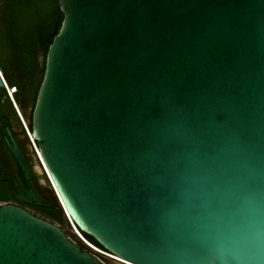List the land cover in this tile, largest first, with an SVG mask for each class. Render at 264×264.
Returning a JSON list of instances; mask_svg holds the SVG:
<instances>
[{
    "label": "water",
    "instance_id": "1",
    "mask_svg": "<svg viewBox=\"0 0 264 264\" xmlns=\"http://www.w3.org/2000/svg\"><path fill=\"white\" fill-rule=\"evenodd\" d=\"M58 1L31 135L64 211L122 264H264V0ZM0 264L105 263L5 203Z\"/></svg>",
    "mask_w": 264,
    "mask_h": 264
},
{
    "label": "trees",
    "instance_id": "2",
    "mask_svg": "<svg viewBox=\"0 0 264 264\" xmlns=\"http://www.w3.org/2000/svg\"><path fill=\"white\" fill-rule=\"evenodd\" d=\"M62 17L63 13L58 0H0V68L3 70L7 86L14 88L11 94L5 86V89L0 88V114L6 117L2 116V120L6 121L11 131V123L15 121L18 124L28 145L30 142L21 125L19 112L26 118L27 126L31 131V111L43 76L46 51L52 40L50 36H47L48 26L60 19L57 23L58 29ZM2 120L0 119V177H5L10 184L8 175L10 174L15 185L20 187L22 185L16 165L2 135L6 132ZM31 155L35 162L38 161L32 147ZM3 171L8 174L4 175ZM42 178L45 180V184L40 185L38 183L36 186L38 191L32 184L33 189L44 204L52 205V207L34 204L19 205L61 228L60 223H62L66 227L67 232L62 228L66 235L75 241L80 248L96 254L72 231L64 209L45 172H42ZM6 181L0 179V202L12 198L7 189ZM82 233L100 245L94 237L85 232Z\"/></svg>",
    "mask_w": 264,
    "mask_h": 264
},
{
    "label": "flooded vegetation",
    "instance_id": "3",
    "mask_svg": "<svg viewBox=\"0 0 264 264\" xmlns=\"http://www.w3.org/2000/svg\"><path fill=\"white\" fill-rule=\"evenodd\" d=\"M11 126H12V135L14 136L18 146L20 147V150L28 164V167L30 169V172H31V177H32V180L35 184V186H37V184L39 183L40 185H43L45 184V181L43 182L42 181V172H40L35 166H36V162L34 160V158L32 157L31 155V150L28 146V143L26 142L22 132L20 131V127L18 126V124L13 121L11 123ZM1 136V135H0ZM15 163V162H14ZM29 182L32 186V181L31 179L29 178ZM22 185V183H21ZM20 188H23V186H20ZM33 188V186H32ZM34 190V189H33ZM1 204H5V203H13V204H28V205H33L31 203H26V202H19L17 199H15L14 197L8 199V200H5V201H1L0 202ZM35 205V204H34ZM36 206H41V205H36ZM60 225L62 226V228L66 231V227L60 223ZM67 232V231H66ZM101 259L104 261L105 264H122L121 262H117V261H113L112 259L110 258H106V257H101Z\"/></svg>",
    "mask_w": 264,
    "mask_h": 264
},
{
    "label": "built area",
    "instance_id": "4",
    "mask_svg": "<svg viewBox=\"0 0 264 264\" xmlns=\"http://www.w3.org/2000/svg\"><path fill=\"white\" fill-rule=\"evenodd\" d=\"M7 84H5L6 86ZM11 94V90L8 91ZM20 115V119H21V123L22 126L24 127V130L30 140L31 143V147H33L32 149H34L36 155H38L39 151H38V146L37 143L35 141V139L32 137L31 135V131L27 126V122L24 120L22 114L19 112ZM66 216L68 218V222L71 226L72 231L81 239V241L83 243H85L90 249H92L93 252H95L98 255H102L104 257H114L116 259H119V257H117L115 254L111 253L110 251H108L107 249H105L103 246H100L98 244H96L95 242H93L92 240H90L89 238H87L82 231L75 225V223L73 222V220L71 219V217L66 213Z\"/></svg>",
    "mask_w": 264,
    "mask_h": 264
},
{
    "label": "rangeland",
    "instance_id": "5",
    "mask_svg": "<svg viewBox=\"0 0 264 264\" xmlns=\"http://www.w3.org/2000/svg\"><path fill=\"white\" fill-rule=\"evenodd\" d=\"M7 89H8V91L9 90H14V88L13 87H8L7 85L5 86ZM26 111H28V109H26ZM23 118H24V120L26 121V118L23 116ZM24 128V127H23ZM29 146V148H30V150H31V146H30V144L28 145ZM39 159V158H38ZM36 164H39V161H36ZM43 171L45 172V174H46V171L43 169ZM47 175V174H46ZM48 178V177H47ZM49 180V179H48ZM65 212V211H64ZM65 215H66V212H65ZM66 218H67V216H66ZM68 219V218H67Z\"/></svg>",
    "mask_w": 264,
    "mask_h": 264
},
{
    "label": "bare ground",
    "instance_id": "6",
    "mask_svg": "<svg viewBox=\"0 0 264 264\" xmlns=\"http://www.w3.org/2000/svg\"><path fill=\"white\" fill-rule=\"evenodd\" d=\"M119 259H121V258H119Z\"/></svg>",
    "mask_w": 264,
    "mask_h": 264
}]
</instances>
